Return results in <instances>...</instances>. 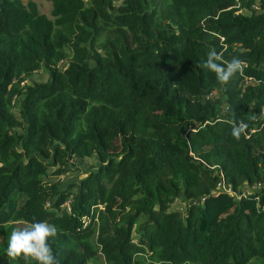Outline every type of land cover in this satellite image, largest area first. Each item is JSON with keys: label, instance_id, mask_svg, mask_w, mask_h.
<instances>
[{"label": "trees", "instance_id": "1", "mask_svg": "<svg viewBox=\"0 0 264 264\" xmlns=\"http://www.w3.org/2000/svg\"><path fill=\"white\" fill-rule=\"evenodd\" d=\"M47 1L0 0V264L34 221L59 264H264V0Z\"/></svg>", "mask_w": 264, "mask_h": 264}, {"label": "clouds", "instance_id": "2", "mask_svg": "<svg viewBox=\"0 0 264 264\" xmlns=\"http://www.w3.org/2000/svg\"><path fill=\"white\" fill-rule=\"evenodd\" d=\"M243 63L235 56L230 60H224L221 52L211 48L207 53V59L200 63V67L206 72L214 73L219 83L227 85L238 74L243 73ZM246 128L247 125L243 122L234 124L232 135L239 139ZM58 233V227L47 221H34L30 226L17 227L8 239L7 254L12 259L31 258L35 264H59L51 243Z\"/></svg>", "mask_w": 264, "mask_h": 264}, {"label": "rangeland", "instance_id": "3", "mask_svg": "<svg viewBox=\"0 0 264 264\" xmlns=\"http://www.w3.org/2000/svg\"><path fill=\"white\" fill-rule=\"evenodd\" d=\"M41 13L46 14L50 17V11H51V3L47 0H34ZM32 79L36 80L37 82H42L46 79L45 72L39 71L38 73H35V75L25 83H29ZM97 165V160L94 158H86L83 160L76 159L71 162L69 165L68 170L64 173V175L59 177H53L54 181L57 179H60V184H64V180H67L68 182L72 181L73 179H77L79 176L83 175L84 172H87V170L95 168ZM174 207L181 208L183 207L182 201L178 200L177 203L174 204ZM3 227H0V230H2Z\"/></svg>", "mask_w": 264, "mask_h": 264}, {"label": "built area", "instance_id": "4", "mask_svg": "<svg viewBox=\"0 0 264 264\" xmlns=\"http://www.w3.org/2000/svg\"><path fill=\"white\" fill-rule=\"evenodd\" d=\"M261 114L264 115V109L261 111ZM259 186V184L257 185ZM217 189L218 190H224L226 192L234 193L232 188L224 183V179H222L218 184H217ZM245 190L243 191V193Z\"/></svg>", "mask_w": 264, "mask_h": 264}]
</instances>
